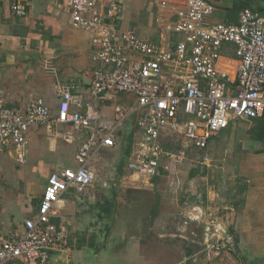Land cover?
Returning <instances> with one entry per match:
<instances>
[{
	"label": "crops",
	"instance_id": "crops-1",
	"mask_svg": "<svg viewBox=\"0 0 264 264\" xmlns=\"http://www.w3.org/2000/svg\"><path fill=\"white\" fill-rule=\"evenodd\" d=\"M111 1L121 11L107 22L121 30L171 49L181 39L168 27L178 20L183 0H106L103 13ZM210 1L215 9L208 22L237 23L245 5L264 16V0ZM14 2L0 0V104L22 110L41 98L56 117L72 83L83 91V102L91 101L86 92L93 73L108 65L94 60L92 33L73 26L65 0H27L23 16L13 13ZM221 52L219 68L234 76L236 45L224 43ZM120 102L135 103V96L120 92L94 101L109 118ZM71 130L69 123L33 125L24 161L14 144L0 152V234L23 230L38 214L53 171L78 166L76 153L90 132H73L71 140L62 136ZM138 133L133 114L118 131L117 144L92 159L87 204L73 189L57 202L51 220L68 227L70 240L65 252L52 254L51 264H264V115L235 119L207 148L194 147L182 160L165 159L144 185L127 169ZM167 134L178 141L167 149H179L181 135L163 133L167 144ZM157 238L163 245L156 246ZM220 238H232L234 249L208 257V244Z\"/></svg>",
	"mask_w": 264,
	"mask_h": 264
},
{
	"label": "built area",
	"instance_id": "built-area-1",
	"mask_svg": "<svg viewBox=\"0 0 264 264\" xmlns=\"http://www.w3.org/2000/svg\"><path fill=\"white\" fill-rule=\"evenodd\" d=\"M105 2L64 3L73 26L92 33L97 47L94 60L108 64L93 73L86 92L91 101L83 102V91L77 92L78 86L72 83L62 92L56 117H51L41 98L29 101L22 110L0 104V152L14 144L20 149L21 161L33 125L69 123L72 130L62 136L70 140L75 137L73 132H90L76 153L78 166L49 175L38 214L25 221L23 230L0 234V264H51L53 253L68 249V227L51 220L56 204L71 189L87 195L95 178L92 159L102 148L117 144V133L131 115L137 116L139 133L127 169L138 176L136 182L141 185L157 174L165 159L182 160L194 147L207 148L235 119L264 115V16L251 5L242 8L237 23H212L207 21L215 9L210 0H183L178 20L168 27L181 36L171 49L107 22V17L119 16L121 6L111 1L105 14L101 10ZM12 10L15 15H25L27 0H15ZM227 42L236 45L234 76L219 68L221 48ZM120 92L134 95L135 103H117L112 118L101 115L94 101ZM72 106L77 109L71 111ZM169 132L181 135L179 149L162 145L163 133ZM164 167L169 169V165ZM1 190L0 171V207ZM234 247L232 238H220L208 244L207 256Z\"/></svg>",
	"mask_w": 264,
	"mask_h": 264
},
{
	"label": "trees",
	"instance_id": "trees-1",
	"mask_svg": "<svg viewBox=\"0 0 264 264\" xmlns=\"http://www.w3.org/2000/svg\"><path fill=\"white\" fill-rule=\"evenodd\" d=\"M169 136V138L172 140V141H169L168 142V144L167 143H164V142H162V145L165 147V148H168V147H170V148H176V147H178V141L174 138V136H173V134H167L166 136H165V139L167 138ZM168 138V139H169ZM167 144V145H166Z\"/></svg>",
	"mask_w": 264,
	"mask_h": 264
},
{
	"label": "rangeland",
	"instance_id": "rangeland-1",
	"mask_svg": "<svg viewBox=\"0 0 264 264\" xmlns=\"http://www.w3.org/2000/svg\"><path fill=\"white\" fill-rule=\"evenodd\" d=\"M129 195H130V194H129ZM131 198H132V197H131ZM140 208H141V207H140ZM143 212H144V210L141 209V213H143ZM162 241H163V239H161V238H157L156 246H157V245H161V244L163 245V242H162ZM172 244H173V242H172ZM174 244H179V243L175 242Z\"/></svg>",
	"mask_w": 264,
	"mask_h": 264
},
{
	"label": "water",
	"instance_id": "water-1",
	"mask_svg": "<svg viewBox=\"0 0 264 264\" xmlns=\"http://www.w3.org/2000/svg\"><path fill=\"white\" fill-rule=\"evenodd\" d=\"M80 203L82 204V205H84V203L85 204H87L88 203V198H86V197H84L83 195H81L80 197Z\"/></svg>",
	"mask_w": 264,
	"mask_h": 264
}]
</instances>
